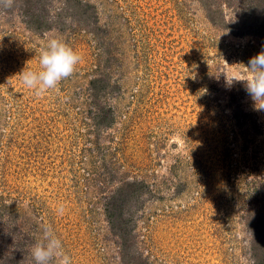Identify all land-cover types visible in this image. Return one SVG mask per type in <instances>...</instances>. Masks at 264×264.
Segmentation results:
<instances>
[{"label":"rangeland","instance_id":"1","mask_svg":"<svg viewBox=\"0 0 264 264\" xmlns=\"http://www.w3.org/2000/svg\"><path fill=\"white\" fill-rule=\"evenodd\" d=\"M91 1L110 26L104 45L86 29L72 46L67 27L37 34L0 14V234L12 238L13 212L16 235L33 242L23 264L45 227L71 264H122L103 212L106 163L154 190L127 217L145 264H253L242 213L264 209V111L246 92L259 132L239 127L228 93L264 43L211 23L202 0ZM53 37L82 60L37 97L21 73L39 69ZM104 62L117 87L102 96L112 123L98 128L87 85Z\"/></svg>","mask_w":264,"mask_h":264},{"label":"trees","instance_id":"2","mask_svg":"<svg viewBox=\"0 0 264 264\" xmlns=\"http://www.w3.org/2000/svg\"><path fill=\"white\" fill-rule=\"evenodd\" d=\"M206 8V17L211 23L226 29L234 35H250L264 43V0H202ZM14 0L10 8L4 6L0 0V14L10 15L15 12L25 27L37 34L59 26L68 28L67 40L74 45L81 40L82 29L95 35L105 44L104 34L110 31V26L100 19V13L95 2L91 0ZM226 9L232 11L226 15ZM53 10V12H52ZM109 44V43H108ZM106 47L105 62L114 59L111 47ZM101 65L97 74L90 77L87 85V95L91 98L92 109L90 118L96 127L112 123V113L109 106H104L102 96L109 90L116 88L117 83H111L106 67ZM246 93L244 84L238 83L231 87L228 93V105L231 108L235 125L259 132V123L255 111L247 110L242 106L241 99ZM103 164L102 174L105 176L107 193L103 199V212L110 231L118 238V254L122 264H145L142 253L133 250L135 233H132L127 220L132 214L131 208L136 205L144 195H153L154 190L144 179L127 177L118 172V168L107 167ZM255 184L256 179H252ZM253 192V191H252ZM251 192V193H252ZM257 200V198H253ZM14 222L8 226L12 238L6 239L0 234V264H23L26 253L33 243L30 236L18 237L20 229L15 221L16 213L9 212ZM245 229L250 238V248L253 264H264V209L250 204L242 213ZM29 246V247H28Z\"/></svg>","mask_w":264,"mask_h":264},{"label":"clouds","instance_id":"3","mask_svg":"<svg viewBox=\"0 0 264 264\" xmlns=\"http://www.w3.org/2000/svg\"><path fill=\"white\" fill-rule=\"evenodd\" d=\"M14 0H4L6 8L12 7ZM82 56L58 38H50L40 49L39 69L24 70L21 73L23 86L37 97L49 89H55L60 81L69 78L75 71ZM248 74L244 78L232 77L230 83L243 81L245 90L258 111H264V50L251 57ZM62 214L63 208L59 209ZM34 264H71V257L62 250L61 241L50 227H45L43 239L38 240L31 249Z\"/></svg>","mask_w":264,"mask_h":264}]
</instances>
